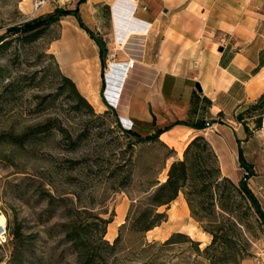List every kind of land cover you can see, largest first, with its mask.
<instances>
[{"label":"rangeland","instance_id":"1","mask_svg":"<svg viewBox=\"0 0 264 264\" xmlns=\"http://www.w3.org/2000/svg\"><path fill=\"white\" fill-rule=\"evenodd\" d=\"M64 1L0 0V264H264V222L203 141L147 140L63 75L50 45L81 0ZM109 12L91 32L105 68ZM245 184L264 220V186Z\"/></svg>","mask_w":264,"mask_h":264},{"label":"crops","instance_id":"2","mask_svg":"<svg viewBox=\"0 0 264 264\" xmlns=\"http://www.w3.org/2000/svg\"><path fill=\"white\" fill-rule=\"evenodd\" d=\"M102 7L110 10L102 38L118 47L107 68L91 35L101 34ZM74 9L50 51L87 101L112 107L124 127L161 130L158 140L174 150L202 137L223 179L264 186V118L259 130L247 125L250 135L236 120L264 95V0H81ZM131 56L140 60L129 70Z\"/></svg>","mask_w":264,"mask_h":264},{"label":"trees","instance_id":"3","mask_svg":"<svg viewBox=\"0 0 264 264\" xmlns=\"http://www.w3.org/2000/svg\"><path fill=\"white\" fill-rule=\"evenodd\" d=\"M93 38L95 39V41L99 45L101 60H102L103 66H104V62H103L104 61V52H105L104 46L102 45V43L100 42L99 39H97L96 37H93ZM262 118H264V95H262V97L256 103L249 105L242 113L238 114L236 117V120L244 126L245 131L247 132V134L250 135L251 131L249 130L247 125L249 123H252L253 124L252 130L253 131L259 130L261 127ZM160 133H161V130L157 131L156 135L148 137L147 140H151L152 138L158 139V134H160ZM198 141H203L204 148H207L209 150L207 143L204 141V139L202 137H196L189 142V144L187 145V147L184 151V154L192 146H194L196 144V142H198ZM238 162H239L240 167L243 168V170L247 173V178H250L251 176L254 175L253 171H252V166L250 164H247L244 161L240 151H239ZM184 164H185L184 161H177L171 165V169L176 167V166H184ZM233 187L236 189V191L238 192V195L241 199L247 200V202L252 203L255 206L259 222H261V223L264 222V220H262L260 210L258 209V207L255 204L256 203L255 199H254L253 195L251 194V192L249 191V189L247 188L245 182H242L237 186L233 185ZM179 191H180V188H178L176 190L175 197L178 195Z\"/></svg>","mask_w":264,"mask_h":264},{"label":"built area","instance_id":"4","mask_svg":"<svg viewBox=\"0 0 264 264\" xmlns=\"http://www.w3.org/2000/svg\"><path fill=\"white\" fill-rule=\"evenodd\" d=\"M47 0H32V4H31V9H32V13H37L45 4H46ZM106 65L107 67H109L110 65H112L113 63H115V55L114 53H109L106 55ZM137 64V58L134 56H131V59H128L126 61V67L127 69L131 70L133 69V67ZM126 127V126H125ZM127 129H130L127 126ZM7 240V235H6V229L5 226L3 228H1L0 230V245H3L6 243Z\"/></svg>","mask_w":264,"mask_h":264},{"label":"bare ground","instance_id":"5","mask_svg":"<svg viewBox=\"0 0 264 264\" xmlns=\"http://www.w3.org/2000/svg\"><path fill=\"white\" fill-rule=\"evenodd\" d=\"M138 58V57H137ZM112 71V70H111ZM111 71L109 70L108 73H111ZM120 71V70H119ZM125 77V76H124ZM122 89V88H121ZM113 95V93L111 94V96ZM6 220L5 217L0 213V230L1 228H3L5 226Z\"/></svg>","mask_w":264,"mask_h":264},{"label":"water","instance_id":"6","mask_svg":"<svg viewBox=\"0 0 264 264\" xmlns=\"http://www.w3.org/2000/svg\"><path fill=\"white\" fill-rule=\"evenodd\" d=\"M195 88L200 91L199 86L197 84L195 85Z\"/></svg>","mask_w":264,"mask_h":264}]
</instances>
